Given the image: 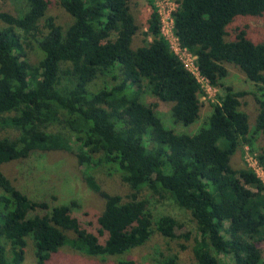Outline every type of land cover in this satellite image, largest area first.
<instances>
[{
    "label": "trees",
    "instance_id": "1",
    "mask_svg": "<svg viewBox=\"0 0 264 264\" xmlns=\"http://www.w3.org/2000/svg\"><path fill=\"white\" fill-rule=\"evenodd\" d=\"M21 1L17 13L0 11V264H27L29 245L36 264H46L63 247L104 260L155 235L188 240L189 233L175 235L178 220L153 214L156 201L190 218L196 264H264V184L231 164L260 140L251 158L264 171V41L246 27L226 39L235 20L264 16V0H177L172 33L195 57L198 77L171 50L155 0H147L142 46H134L140 29L129 0H57L64 24L48 14L51 0ZM225 65L252 88L225 85ZM198 78L219 93L194 134L174 132L155 104L141 101L148 91L171 104L172 123L190 126L200 114ZM247 96L256 105L253 126ZM34 153L74 155L102 201L94 225L76 215L78 200L50 207L13 185L6 168ZM98 173L115 176L126 193L102 191ZM160 264H178V255Z\"/></svg>",
    "mask_w": 264,
    "mask_h": 264
},
{
    "label": "rangeland",
    "instance_id": "2",
    "mask_svg": "<svg viewBox=\"0 0 264 264\" xmlns=\"http://www.w3.org/2000/svg\"><path fill=\"white\" fill-rule=\"evenodd\" d=\"M56 1L57 0H51L48 14L58 17L59 22L64 24L68 21V18ZM129 1V5L140 29L134 37V46H142L145 44L146 37H144L143 34L146 32V23L151 10L147 0ZM155 4L163 18V35L168 40L171 50L180 57L183 52L177 46V42H175L176 38L171 28V14L177 7V0H155ZM23 8L24 3L21 0H0V11L17 13L23 10ZM237 27H246L253 41H264V16L261 18H240L235 20L227 29L228 36L226 39L229 40L234 36ZM185 57L190 63L188 68L196 73L194 68L195 64L190 61L188 55H185ZM225 67L228 71L227 77L223 81L225 85L233 87L236 91L250 90L252 88H250L251 84L244 79V76L237 68L231 65H225ZM198 80L203 88V93L200 96V114L198 120L190 126L183 127L182 125L172 123L169 114L171 104L157 102L148 91L142 95L141 101L146 105L155 104V107L152 106L154 111L163 119L166 126L171 128L174 132L194 134L211 114L212 108L210 104L215 102V97L219 93L218 89L209 86L206 80L200 78H198ZM246 102L247 105L243 106V110L250 117V124L252 125L256 105L250 96H247ZM3 136L4 133L0 132V138ZM258 139L261 138L259 137ZM262 144L263 141L259 140V142H256L254 153L252 154L247 152L246 147L239 149L232 157V166L235 168H243L245 166L254 172L255 170L250 165V167L248 166L247 159L249 157L255 158L256 155L259 154ZM258 167L260 168V165H258ZM5 172L13 185L33 201H43L52 207L65 205L72 199L78 200L82 206V211L76 213V215L86 224L91 223L94 225L95 216L102 211V201H100L94 192L88 190L86 183L83 181L84 167L77 164L74 155L34 153L26 160L10 164ZM257 173L264 184V171L261 173L259 170ZM95 181L102 191L109 194L122 195L126 193V188L119 183L115 176L108 177L98 173L95 175ZM252 192H255L254 189H252ZM152 212L153 214L169 215L178 220L182 227L175 230V235L181 236L189 233L190 238L188 240L180 238L174 241H168L159 235H155L144 246L135 248L123 256L104 260L92 258L72 251L68 247H63L46 264H117L119 260H126L133 264H160L162 257L173 254L178 255V264H196L192 254V247L194 244L193 232L195 228L188 215L181 212L170 201H162L160 203H157V201L154 202L152 204ZM180 245H183L185 249L180 251ZM220 258L222 259L223 257ZM25 262L27 264H36L30 245L25 250Z\"/></svg>",
    "mask_w": 264,
    "mask_h": 264
},
{
    "label": "built area",
    "instance_id": "3",
    "mask_svg": "<svg viewBox=\"0 0 264 264\" xmlns=\"http://www.w3.org/2000/svg\"><path fill=\"white\" fill-rule=\"evenodd\" d=\"M159 11V10H158ZM159 14H160V17H161V21L163 22V18H162V15H161V12L159 11ZM171 24H172V20H171ZM162 25H163V23H162ZM172 28V27H171ZM163 33V32H162ZM175 42H177V39L175 40ZM177 46L179 47V49L183 52V53H181V55H180V57H179V59L182 61V63L184 64V66L186 67V69L190 72V73H192L193 75H195V77H197V75L199 76V74H198V69H197V67H196V60H195V57H193L190 53H188L185 49H182L180 46H179V44H178V42H177ZM175 54V53H174ZM175 55H177V54H175ZM185 55L187 56H189V58H190V61L192 62V63H194L195 64V66H194V68H195V71H196V73L195 72H193V71H191L189 68H188V65L190 64L188 61H187V58L185 57ZM202 79V78H201ZM248 161H247V164H248V166L250 165L255 171V174H256V176L257 177H259L260 179H261V177L258 175V173H257V171H261V173L263 172V169L261 168V166H260V168L258 167V164H257V162L254 160V159H252L251 157H249L248 159H247ZM249 166V167H250ZM257 169V170H256ZM259 169V170H258ZM263 182V181H262Z\"/></svg>",
    "mask_w": 264,
    "mask_h": 264
}]
</instances>
